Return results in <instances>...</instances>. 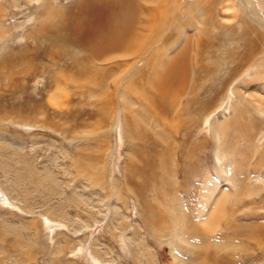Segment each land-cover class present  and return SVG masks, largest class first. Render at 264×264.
Segmentation results:
<instances>
[{
	"label": "rangeland",
	"instance_id": "obj_1",
	"mask_svg": "<svg viewBox=\"0 0 264 264\" xmlns=\"http://www.w3.org/2000/svg\"><path fill=\"white\" fill-rule=\"evenodd\" d=\"M45 2L0 0V264H264L247 238L264 225V50L255 52L264 48V0H151L168 3L165 31L146 29L141 12L139 32L161 37L154 50L167 60L189 49L191 68L177 101L184 125L164 124L152 107L150 120L140 116L152 133L165 129L158 150L169 156L164 179L136 176L144 201L124 177L134 141L119 117L125 107L135 115L137 95L124 87L141 63L128 71L121 61L105 90L50 86L48 71H32L27 57L38 49L27 34L39 29ZM197 57L205 71L195 69ZM38 119L47 125L35 126ZM223 198L221 217L213 211Z\"/></svg>",
	"mask_w": 264,
	"mask_h": 264
},
{
	"label": "bare ground",
	"instance_id": "obj_2",
	"mask_svg": "<svg viewBox=\"0 0 264 264\" xmlns=\"http://www.w3.org/2000/svg\"><path fill=\"white\" fill-rule=\"evenodd\" d=\"M139 1L141 0H75L63 7L56 1L46 0L45 4L38 8L41 15L38 14L35 18L39 23V29L37 32L27 34V36L33 38L38 49L37 52L27 57L29 62L33 63L29 65L32 66V71L41 73L48 71L47 76L50 79V86L57 89H61L62 86H65V88L74 86L82 89V92L87 88L99 89L103 87L105 90L108 85L111 86L109 80L113 75L118 74L114 71H119L123 64L121 61L125 59L127 60L125 65L129 67L128 71L132 67H137L139 62L141 63L137 67L141 70V73L134 75L132 81L124 87L125 93L131 90L133 94L137 95V101H134L137 104L134 103L136 105L134 108L135 115H132V117L125 107L124 114L119 112V117L121 116L123 137L127 138L129 142L134 141L131 144V149L134 152L133 155L129 154L124 177L133 188V194L144 201L147 187L138 184L135 179L136 176L138 175L146 180L164 179L163 173L169 166L167 162L169 156L164 155L166 150H163L164 152L158 150L159 147L164 146L165 129L159 131L153 128L152 133L147 128L145 129L143 125H139L140 116L150 120L151 116L148 114V108L152 107L156 117L158 115L159 118L164 119V124L173 126L175 118L178 119V122L182 121L181 124L184 125L185 110L179 108L177 101L188 86L191 68L189 49L180 50L181 52L166 60L164 54H161V57L159 55L160 51L156 52L153 48L158 45L161 37L157 33L156 35L146 34V32L140 33L138 30V19L139 16L141 17L142 12L148 15L145 18L149 19L146 24L150 25H146V29L157 30L161 27L165 31L169 26V23H166L170 12L168 3L161 2L157 7H152V5H148L151 0H143L146 1L145 4L139 3ZM159 1L153 0L152 3H158ZM252 11L253 20L262 25L263 18L260 16V9L255 12L252 5ZM140 26L143 30H146L145 25ZM160 33L162 34V32ZM261 42L264 43V41ZM41 44H45L46 47L43 49ZM260 50H264V48L258 49L255 46V52L260 54ZM262 53L264 55V51ZM36 58L47 60L41 65H36L34 63ZM131 58L135 60L131 61ZM195 64L196 70H206V66L202 65L198 57ZM57 67L61 69L59 70ZM113 84L116 88L115 92H117L119 84L116 82ZM105 95L106 91H104L102 98L101 109H104L103 115L109 120L113 112L111 106L108 103L106 104L107 98ZM188 100L186 106L193 110L192 113L195 114L196 100L194 98ZM43 114L45 116V113ZM53 114L55 113L53 112ZM117 115L115 119L118 118ZM45 125H47L46 120L43 121V124L40 119L36 120L35 126L44 127ZM104 125L107 126L108 122ZM59 127L56 126V122L49 125V128L54 129V131ZM191 133L189 132V134ZM189 137H187V142H191V137ZM140 140L144 143H142L144 146L139 144ZM101 149H98L97 152H101ZM177 150L179 151L177 158L184 160L185 157L186 159L185 154L188 153L186 143H180ZM177 152L175 153L177 154ZM162 168L165 169L162 170ZM183 172L185 173V170ZM146 183L147 181L144 184ZM220 197L222 196L217 199H220ZM222 200L225 199H221L219 204L215 206L213 204L215 207L213 213H222L221 217L224 213L222 211ZM218 205H220V208H217ZM149 209L152 212V208H146V211H149ZM206 225L207 227L210 226V224ZM262 226L258 232H250L247 238L255 240L258 248L264 253V225ZM221 234L226 237L229 235V230L221 229ZM246 258L249 260V254Z\"/></svg>",
	"mask_w": 264,
	"mask_h": 264
}]
</instances>
